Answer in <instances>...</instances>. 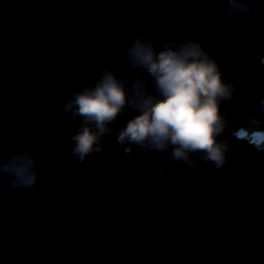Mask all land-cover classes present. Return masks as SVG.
<instances>
[{
	"label": "water",
	"instance_id": "obj_1",
	"mask_svg": "<svg viewBox=\"0 0 264 264\" xmlns=\"http://www.w3.org/2000/svg\"><path fill=\"white\" fill-rule=\"evenodd\" d=\"M226 0H0V157L27 147L34 187L0 176V264H264V150L226 128L230 151L217 170L199 154L191 167L166 151L132 146L115 130L103 151L71 154L78 126L62 104L96 71L118 65L133 34H191L237 84L221 105L232 128L264 119L253 94L264 91L259 56L264 0L225 20ZM257 83L252 85L248 76Z\"/></svg>",
	"mask_w": 264,
	"mask_h": 264
},
{
	"label": "clouds",
	"instance_id": "obj_2",
	"mask_svg": "<svg viewBox=\"0 0 264 264\" xmlns=\"http://www.w3.org/2000/svg\"><path fill=\"white\" fill-rule=\"evenodd\" d=\"M252 0H226L225 20L247 16ZM259 61L264 65V33ZM118 65L131 75L118 74L117 67L99 68L92 80L84 83L64 100L62 111L78 126L71 136V154L83 161L103 151L101 140L111 135L117 117L131 109L132 115L115 130V140L123 153L135 145L146 151H166L174 161L191 167L190 154H199L219 170L230 151L218 139L226 128L237 140L264 150V119L252 116L244 125L232 128L221 105L230 101L237 84L226 79L215 57L193 35L157 42L144 33L131 35L118 49ZM252 85L255 76L249 75ZM264 113V91L253 94ZM0 176L9 177L13 188L36 185V158L27 147L0 157Z\"/></svg>",
	"mask_w": 264,
	"mask_h": 264
}]
</instances>
